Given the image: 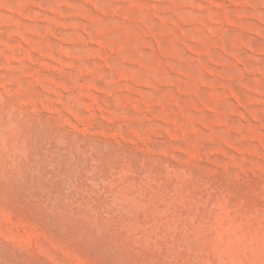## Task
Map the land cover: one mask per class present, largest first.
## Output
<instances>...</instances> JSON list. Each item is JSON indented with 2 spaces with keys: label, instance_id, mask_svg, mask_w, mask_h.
I'll return each mask as SVG.
<instances>
[{
  "label": "rangeland",
  "instance_id": "obj_1",
  "mask_svg": "<svg viewBox=\"0 0 264 264\" xmlns=\"http://www.w3.org/2000/svg\"><path fill=\"white\" fill-rule=\"evenodd\" d=\"M0 264H264V0H0Z\"/></svg>",
  "mask_w": 264,
  "mask_h": 264
}]
</instances>
